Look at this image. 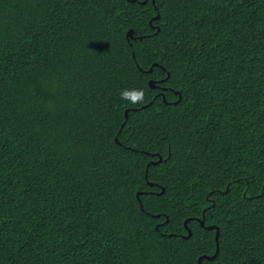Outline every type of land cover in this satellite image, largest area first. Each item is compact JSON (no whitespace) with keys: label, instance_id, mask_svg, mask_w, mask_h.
Returning a JSON list of instances; mask_svg holds the SVG:
<instances>
[{"label":"trees","instance_id":"obj_1","mask_svg":"<svg viewBox=\"0 0 264 264\" xmlns=\"http://www.w3.org/2000/svg\"><path fill=\"white\" fill-rule=\"evenodd\" d=\"M216 250L264 264V0H0V264Z\"/></svg>","mask_w":264,"mask_h":264},{"label":"water","instance_id":"obj_2","mask_svg":"<svg viewBox=\"0 0 264 264\" xmlns=\"http://www.w3.org/2000/svg\"><path fill=\"white\" fill-rule=\"evenodd\" d=\"M158 17H159V15H157L155 18H158ZM132 34H133V30L132 29L127 32V36H131L132 37L133 36ZM150 84H151L152 87H154V83H153L152 80L150 81ZM127 112H128V110H126V115H127ZM159 160H161V158ZM154 163H156V162H154ZM156 216H159V215H156ZM199 221H200L201 225L204 226L205 228H207V229H213L214 228L216 230L215 239L218 241V237H219V228H218V226L217 225H214V224H212V225H206L205 224V218L204 217L202 219H199ZM186 222H187V220L185 221V227H186V229L188 231L187 236H190L191 235V229L188 227V225L186 224ZM217 250H218V248H217ZM217 250H216V252L212 256H207V255L201 256L199 258V260H198V264H202V259L203 258H208V259L215 258L216 257V254H217Z\"/></svg>","mask_w":264,"mask_h":264},{"label":"clouds","instance_id":"obj_3","mask_svg":"<svg viewBox=\"0 0 264 264\" xmlns=\"http://www.w3.org/2000/svg\"><path fill=\"white\" fill-rule=\"evenodd\" d=\"M137 94L139 95L140 93L137 92ZM126 95H127V92L122 93V96H125L126 97Z\"/></svg>","mask_w":264,"mask_h":264}]
</instances>
